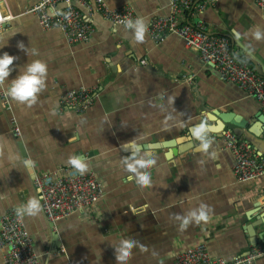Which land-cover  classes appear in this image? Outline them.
<instances>
[{"label":"crops","instance_id":"1","mask_svg":"<svg viewBox=\"0 0 264 264\" xmlns=\"http://www.w3.org/2000/svg\"><path fill=\"white\" fill-rule=\"evenodd\" d=\"M40 1L0 0L6 19L0 33V45L6 46L0 55L17 57L0 89L7 90L32 60L48 65L46 87L35 105L11 99L9 113L0 101V220L30 197L40 198L37 176L76 169L68 161L77 156L87 163L83 173L99 178L105 197L55 224L43 210L38 217L24 218L40 264H117L121 240L137 242L129 264H177L178 253L200 242L207 243L213 258L226 260L248 253L256 239L260 245L264 176L237 180L233 154L223 140L227 131L239 137L244 133L251 142L250 131L264 140L259 103L224 82L213 65L176 36L157 43L147 32L144 42L136 43L133 30L98 14L92 39L71 45L61 30H43L28 13ZM104 1L111 10L132 8L148 26L170 13V0ZM214 1L201 13L192 10L188 22H201L208 33L229 37L234 54L264 77V39L252 36L257 27L264 31V10L254 0ZM83 87H98L97 104L84 115L58 114L59 98ZM216 113L244 121L247 129L228 126L223 132ZM201 124L211 139L207 152L198 150L199 141L192 136L191 130ZM14 125L20 137L14 136ZM132 141L143 149L139 156L150 152L156 159L148 170L152 184L143 189L128 181L124 171L131 150L123 147ZM201 209L209 219L197 223L191 218L182 229L183 219ZM5 258L0 249V264H6ZM253 264H264V257Z\"/></svg>","mask_w":264,"mask_h":264},{"label":"built area","instance_id":"2","mask_svg":"<svg viewBox=\"0 0 264 264\" xmlns=\"http://www.w3.org/2000/svg\"><path fill=\"white\" fill-rule=\"evenodd\" d=\"M254 1L257 7L264 10V0ZM214 4V0H204L200 4H196L195 0H170L169 15L151 22L147 32L157 43L171 36L179 37L188 49L201 56L204 63L213 65L224 82L239 86L259 103L264 112V77L234 54L229 37L208 33L201 22H188L187 15L192 10L201 13ZM28 13L38 19L43 30H61L71 45L88 43L92 39L95 15L99 14L113 25L123 27L128 20L139 17L130 7L111 10L104 0H41ZM5 22L0 13V33ZM4 83L0 82V86L3 87ZM99 96L98 87L68 90L59 98L57 112L60 115L67 112L84 115L97 104ZM0 101L11 113V98L4 88L0 89ZM12 132L15 137L21 135L16 125L12 127ZM223 140L226 149L233 154L237 180L253 181L264 176V152L232 131L225 132ZM34 184L44 215L52 224L94 206L105 197L103 184L94 173L84 174L73 168L41 174L35 178ZM0 249L6 251V264H40L25 220L17 218L14 208L0 220ZM263 257L264 243L252 247L246 254L226 260L213 258L207 243L200 242L178 253L176 263L253 264Z\"/></svg>","mask_w":264,"mask_h":264},{"label":"clouds","instance_id":"3","mask_svg":"<svg viewBox=\"0 0 264 264\" xmlns=\"http://www.w3.org/2000/svg\"><path fill=\"white\" fill-rule=\"evenodd\" d=\"M126 28L133 30V40L136 43H142L145 40V36L148 30V21L144 17H137L134 20H128L126 22ZM233 35L239 38L238 32H233ZM252 36L256 40L264 39V31L258 27L252 32ZM6 44L0 45V49H3ZM18 48L24 50L23 43L18 44ZM30 55H37L35 51H31ZM17 57L4 52L0 55V82L9 79L12 72L11 66L14 64ZM48 73V65L46 62L40 59H34L28 63L19 75L15 79L11 80L7 88V95L21 105L31 107L37 103L40 94L45 90L46 78ZM192 136L195 140L199 141L198 150L201 152H207L211 147V139L209 138L208 127L206 125H197L192 130ZM125 150H131V155L124 159V171L128 173L127 180L134 181L135 185L141 189L149 187L152 184L151 173L148 171L156 164V159L149 154L139 156L138 154L143 149L135 142L132 141L125 144L123 147ZM11 152V150H9ZM28 160H24V164L27 165ZM68 163L73 165L81 173L87 168L86 161L81 157L73 156L69 158ZM17 218L23 219L25 217H38L42 212V205L40 198L30 197L26 203L20 204L14 208ZM191 218H195L197 223L207 221L209 216L203 209L199 214L193 212L189 218L183 219L182 229H186L189 225ZM137 247L136 241L121 240L120 246L116 248V260L117 264H129V260L132 257V249ZM141 248L143 246H140Z\"/></svg>","mask_w":264,"mask_h":264},{"label":"water","instance_id":"4","mask_svg":"<svg viewBox=\"0 0 264 264\" xmlns=\"http://www.w3.org/2000/svg\"><path fill=\"white\" fill-rule=\"evenodd\" d=\"M215 115H217V117H219V119H220V121H221V124L222 125H220V127H219V124L217 123L216 125V127H219V128H221L222 126H223V129H222V131L223 132H225V130H226V128L228 127V126H233V127H235V128H237V129H239V130H246L247 129V123H245L244 121H241V120H238V119H236V120H233V119H231V117L230 116H228V115H220V114H215ZM249 132V134H250V137L253 139H251V138H249V139H251L252 141V144L258 149V150H260V151H262V152H264V140H262V138L260 137V136H257V134H255L254 132H250V131H248ZM240 135H241V138H244L243 136H244V133H240ZM261 220H263L261 223H260V225H264V213H263V216L261 217ZM257 226V225H256ZM255 226V227H256ZM252 229H253V227H249V233H252L251 231H252ZM251 237L252 238H257V237H255V235H253V234H251ZM258 240H260V243L261 244H263L264 243V231L260 234V235H258ZM259 243H258V241H257V239H256V241H255V243H254V245L256 246V245H258Z\"/></svg>","mask_w":264,"mask_h":264}]
</instances>
